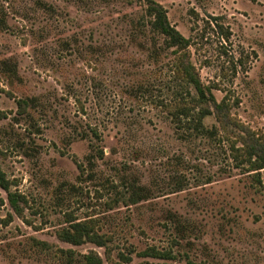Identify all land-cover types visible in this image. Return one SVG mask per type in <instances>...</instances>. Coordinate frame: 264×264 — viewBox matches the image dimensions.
Wrapping results in <instances>:
<instances>
[{"label": "rangeland", "instance_id": "obj_1", "mask_svg": "<svg viewBox=\"0 0 264 264\" xmlns=\"http://www.w3.org/2000/svg\"><path fill=\"white\" fill-rule=\"evenodd\" d=\"M152 1L186 50L144 30L147 0H0V62L18 67L17 77L0 68V165L23 198L19 216L0 189V264L64 263L41 242L104 264H264V182L222 176L218 143L178 141L170 116L190 62L230 110L236 127L222 136L264 138V0ZM30 97L38 108L20 115L16 101ZM92 141L105 156L87 170ZM131 181L147 200L122 204ZM65 215L94 221L106 247L58 240ZM146 247L175 258L119 256Z\"/></svg>", "mask_w": 264, "mask_h": 264}, {"label": "trees", "instance_id": "obj_2", "mask_svg": "<svg viewBox=\"0 0 264 264\" xmlns=\"http://www.w3.org/2000/svg\"><path fill=\"white\" fill-rule=\"evenodd\" d=\"M146 4L147 7L143 12L144 30L150 28L159 36L163 37L167 42L168 48L175 47L186 50L190 44V40L185 38L172 26L166 10L152 0H147ZM141 31L144 33L143 30ZM142 48L144 49V47ZM158 50L161 52L159 53ZM151 51L156 54H161L165 51V48L163 45L156 44L154 50ZM0 68L10 76H18L17 64L12 60L0 62ZM178 69L183 73L188 84V89L185 95H180V97L176 98L175 105H173V110L170 113L172 123L176 127L177 140L190 147L197 140H204L208 143L217 142L219 145V154L223 155L224 161L230 164L223 167V170H221L222 176L229 175L234 170H239L244 174L251 175L256 184L262 185L264 182V138L254 136L253 133L252 136L247 135V139L243 141L241 146L237 144L239 142L237 140L230 143L229 139L222 136V133L225 135L233 134V129L236 126L224 100L219 101L212 90L203 85L190 62H181ZM37 102L38 99L36 97L17 100L16 105L19 114L30 115V110L38 108ZM208 118H214L215 123L207 125L206 120ZM239 132L243 131L240 130ZM86 135L95 140V142L102 141L101 136L96 130H92L86 133ZM89 146L91 154L87 158V170H89V167L93 168L94 163L99 160L102 161L105 156L104 150L98 144H94V141L90 142ZM79 169L83 170L82 165H79ZM91 172L93 173L94 169ZM212 179L210 175L207 183L212 182ZM11 186L10 180L0 165V189L7 194L10 206L20 216L22 212L20 204L23 198L18 193L12 192ZM124 188L126 192L120 197L122 204L135 205L147 200L149 197L146 187L137 184L136 181L124 183ZM182 188V184L179 185L175 182L173 189L175 192L181 191ZM63 224L64 226L56 231V236L61 242L76 247L82 246L85 243H93L101 248L106 247L107 241L103 235H99L95 231L94 221H81L75 219V217L65 215ZM37 246L42 251L60 255L64 261L63 264H104L102 257L95 252L77 254L72 249L53 250L49 244L44 242L39 243ZM133 255L156 260H172L175 258L171 252L162 251L156 247H146L141 252L131 250L128 255L120 253L119 256L125 263H129L133 260ZM187 264L196 263L188 261Z\"/></svg>", "mask_w": 264, "mask_h": 264}]
</instances>
